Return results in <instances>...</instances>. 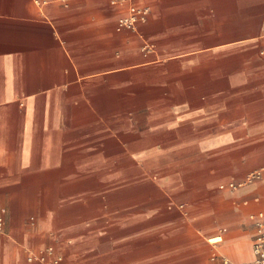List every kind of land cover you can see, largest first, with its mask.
Here are the masks:
<instances>
[{"label": "crops", "instance_id": "obj_1", "mask_svg": "<svg viewBox=\"0 0 264 264\" xmlns=\"http://www.w3.org/2000/svg\"><path fill=\"white\" fill-rule=\"evenodd\" d=\"M112 1L0 0V264L253 263L264 0Z\"/></svg>", "mask_w": 264, "mask_h": 264}, {"label": "built area", "instance_id": "obj_2", "mask_svg": "<svg viewBox=\"0 0 264 264\" xmlns=\"http://www.w3.org/2000/svg\"><path fill=\"white\" fill-rule=\"evenodd\" d=\"M125 0H113L112 3H121ZM149 13V8L146 5L130 4L127 8V13L117 20V29L135 30L139 23L144 22ZM264 55V49L261 50ZM258 234L254 244L255 260L253 263L245 264H264V209L259 211L256 215ZM2 217H0V229L2 226ZM28 261H38L41 264H60L61 257L54 253L52 247L40 251L37 254H29ZM222 264H233L228 259L222 258Z\"/></svg>", "mask_w": 264, "mask_h": 264}]
</instances>
